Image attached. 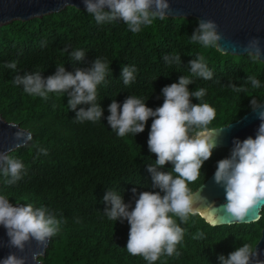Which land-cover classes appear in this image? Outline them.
<instances>
[{"label":"trees","instance_id":"16d2710c","mask_svg":"<svg viewBox=\"0 0 264 264\" xmlns=\"http://www.w3.org/2000/svg\"><path fill=\"white\" fill-rule=\"evenodd\" d=\"M198 24L194 18L167 17L134 34L123 21L101 25L87 11L67 7L56 14L0 26V116L33 137L29 144L9 154L22 160L26 171L14 185H8L10 177L0 173V195L13 205L45 207L61 220L59 232L50 238L45 256L39 258L40 264H148L128 253L130 225L126 220H109L103 198L108 190L117 191L134 207L141 192L158 191L151 187L148 171V163L156 159L147 144L152 118L144 132L119 137L107 121L113 99L122 105L129 95H135L148 107L161 106L163 87L178 82L181 75H191L189 61L200 55L213 71V78L192 77L189 89L207 90L201 102L216 110L210 128L227 126L252 111L250 96L264 98V63L192 43L190 36ZM77 49L86 53L83 61L71 57ZM166 54H178L182 62L169 64L163 60ZM97 57L110 65L106 86H98L97 103L104 109V117L98 122L76 121L66 93H52L44 100L13 83L17 75L35 71L47 78L59 65L74 73L77 68H89ZM12 61L17 63L15 70L7 67ZM124 65L137 69L130 85L121 79ZM248 76H255L261 88L245 84ZM231 84L244 85L249 91L234 92ZM192 102L199 100L193 97ZM40 149H46L47 155ZM229 155V150L215 149L190 188L197 191L216 171L217 162ZM172 167L169 163L160 170L170 171ZM181 226L186 233L177 246L179 256H162L154 264H220V255L227 257L244 242L258 244L264 214L256 223L217 227L196 214ZM197 231H203L205 238L193 239Z\"/></svg>","mask_w":264,"mask_h":264},{"label":"clouds","instance_id":"9594fccd","mask_svg":"<svg viewBox=\"0 0 264 264\" xmlns=\"http://www.w3.org/2000/svg\"><path fill=\"white\" fill-rule=\"evenodd\" d=\"M88 14L94 17L97 24L123 21L132 33H139L144 27L151 26L156 20H164L170 11L168 0H83ZM109 10H105V9ZM192 43L204 48L227 52L222 47V34L214 21L201 20L190 36ZM68 51V49H65ZM247 56L254 62L262 61L264 49L259 40L253 39L245 47ZM74 61H83L86 53L83 50L71 52ZM163 60L169 64L181 63L178 54L164 55ZM15 70V61L7 64ZM191 75H181L178 82L163 87V104L155 109L148 107L147 102L135 95H129L121 105L115 99L108 107L107 117L111 129L119 137L145 131L152 118L148 136L149 151L155 155L154 163H148L152 175L153 189L139 194L135 206L126 204L120 193L108 190L103 201L108 205L104 213L109 220L127 221L130 225L127 251L133 256H140L148 264H154L162 256H179L177 246L182 244L189 218L203 210L197 207L206 198L201 195L204 184L197 191L190 185L196 182L203 172V166L217 147V139L224 128H210L216 117V110L203 101L207 90L198 88L190 90L192 77L205 80L213 78V71L203 55L189 61ZM110 71L109 62L97 57L89 68H77L75 72L66 71L64 65L57 66L53 75L45 78L40 71L17 75L13 83L23 86L26 93L49 99V94H67V105L75 111L78 122H98L104 117V109L97 103L98 86H106ZM135 66L124 65L121 79L130 85L136 79ZM252 89H260L261 82L255 76H248L245 84ZM237 93H248L244 86L231 84ZM195 97L199 103H193ZM252 110L257 113L261 123L255 138L248 137L243 141L234 140L230 156L217 162L214 174L216 184L222 186L226 193V203L220 206L224 212L221 217L215 211L207 215V222L212 227L222 223H255L264 214V98L250 96ZM229 126V125H228ZM227 127V126H226ZM16 138H24L26 144L32 141L30 133L21 130ZM21 147L20 145L17 148ZM40 152L47 155L46 149ZM171 163L170 171H161ZM22 160L0 151V173L10 177L6 183L14 185L25 173ZM135 192V189H133ZM211 209H217L214 204ZM179 221V222H178ZM0 225L7 230L9 244L19 252H24L32 241L43 245L60 230L61 220L45 207L32 203L13 205L9 198L0 195ZM205 233L197 231L193 239H204ZM258 244L244 242L235 251L219 256L220 264H264L259 260ZM39 256L33 253L32 259ZM28 257L10 253L0 264H27Z\"/></svg>","mask_w":264,"mask_h":264},{"label":"water","instance_id":"95a60500","mask_svg":"<svg viewBox=\"0 0 264 264\" xmlns=\"http://www.w3.org/2000/svg\"><path fill=\"white\" fill-rule=\"evenodd\" d=\"M168 2L170 4L168 18L214 21L223 37L221 42L223 50L227 51L221 52L222 54L246 56L245 47L253 39H258L261 48L264 49V0H168ZM67 7L87 11L83 0H0V26L15 20L29 21L49 14H56ZM261 60L264 63V55L261 56ZM260 123L257 113L252 110L229 126L221 127L223 129L218 135L216 149H225L231 152L234 140L243 141L248 137L255 138ZM21 130L24 129L17 124L6 122L0 116V151L10 154L25 146L24 138H16V133ZM24 131L30 133L27 130ZM18 145L21 147L17 148ZM214 174L215 172L204 183L201 192V195L206 198L205 202L197 205V207L203 208L197 215L205 219L206 222L210 211L217 212L221 217L225 215L219 208L226 203V193L222 186L215 183ZM212 204L217 209L209 208V205ZM237 224L252 223H232L230 225ZM230 225L222 223L220 226ZM49 243L50 239L43 245L32 241L21 253L10 246L7 230L0 225V261L10 253H16L27 256V264H40L39 260L32 259V255L36 253L39 258L45 256ZM257 249L259 260L264 261V229Z\"/></svg>","mask_w":264,"mask_h":264}]
</instances>
